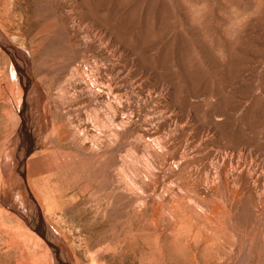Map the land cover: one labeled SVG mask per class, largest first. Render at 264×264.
I'll use <instances>...</instances> for the list:
<instances>
[{"label":"rangeland","instance_id":"374dc122","mask_svg":"<svg viewBox=\"0 0 264 264\" xmlns=\"http://www.w3.org/2000/svg\"><path fill=\"white\" fill-rule=\"evenodd\" d=\"M0 34V264H55L23 179L70 264H264V0H0Z\"/></svg>","mask_w":264,"mask_h":264},{"label":"water","instance_id":"95a60500","mask_svg":"<svg viewBox=\"0 0 264 264\" xmlns=\"http://www.w3.org/2000/svg\"><path fill=\"white\" fill-rule=\"evenodd\" d=\"M0 47L5 50L8 55L11 58H14L16 53L11 50L12 52H8L6 50L7 43L4 39V37L0 34ZM22 149V160L18 161L17 163V169L15 170L16 173H18L21 178L23 177V173L20 172L18 169L22 167L23 165V160L28 156V152L24 151V145L22 143H17V153ZM18 156V155H17ZM22 192L23 196L27 201H30L32 204L31 206H26L27 212L26 214L23 213H18V215L21 217V219L34 231L36 232L48 245V247L51 249L54 259H55V264H70L69 260L65 259L62 255L59 253L58 246L60 245V241L57 238V236L52 232L51 228H49L45 222L43 221L42 217L40 216L38 207L36 206L34 200L31 198L30 193L28 192L26 186H25V181L23 179L22 183ZM66 261H62V260Z\"/></svg>","mask_w":264,"mask_h":264},{"label":"flooded vegetation","instance_id":"af4514ba","mask_svg":"<svg viewBox=\"0 0 264 264\" xmlns=\"http://www.w3.org/2000/svg\"><path fill=\"white\" fill-rule=\"evenodd\" d=\"M20 117H21V123L19 125L18 131L16 133V141L17 143H23L24 145V151L28 152V155H31L34 152L33 148V138L31 136V132L29 130V124L27 115L24 113V107L21 106V109L19 110Z\"/></svg>","mask_w":264,"mask_h":264},{"label":"bare ground","instance_id":"6f19581e","mask_svg":"<svg viewBox=\"0 0 264 264\" xmlns=\"http://www.w3.org/2000/svg\"><path fill=\"white\" fill-rule=\"evenodd\" d=\"M93 75V74H92ZM33 98V101H34V104H37L38 102H39V100H38V95L36 94L34 97H32ZM36 124L38 123V120L37 119H35V121H34ZM34 124V123H33ZM13 190H10L9 189V192H8V195L10 196V197H14L15 195H14V193L12 192ZM18 200H19V202L22 204V201L20 200V198L18 197ZM38 238V237H37ZM40 239V238H39Z\"/></svg>","mask_w":264,"mask_h":264}]
</instances>
